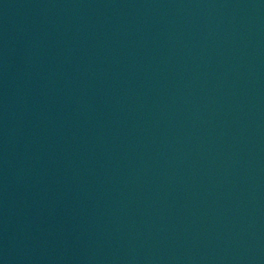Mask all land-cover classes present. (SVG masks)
Returning a JSON list of instances; mask_svg holds the SVG:
<instances>
[{"label":"water","instance_id":"water-1","mask_svg":"<svg viewBox=\"0 0 264 264\" xmlns=\"http://www.w3.org/2000/svg\"><path fill=\"white\" fill-rule=\"evenodd\" d=\"M96 14L165 33L264 76V0H0Z\"/></svg>","mask_w":264,"mask_h":264}]
</instances>
